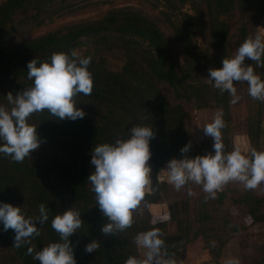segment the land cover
I'll return each mask as SVG.
<instances>
[{"label": "trees", "instance_id": "trees-1", "mask_svg": "<svg viewBox=\"0 0 264 264\" xmlns=\"http://www.w3.org/2000/svg\"><path fill=\"white\" fill-rule=\"evenodd\" d=\"M78 3L0 0V104L8 107L5 95L9 91L15 95L31 86L27 62L33 57L47 60L53 52L61 51L91 57L88 70L93 80L91 95L74 97L86 113L83 119L59 120L46 110L33 113L28 121L37 125L41 140L38 149L19 163L0 154V201L20 205L26 218H37L41 203L50 210L48 221L37 225L39 235L30 237L29 243L19 248L12 246L14 232L3 231L0 226V264H39L27 248L39 250L60 240L51 220L67 207L81 212L83 221L69 238L76 264H124L129 256L140 257L134 238L154 227L160 230L168 257L175 264H180L185 247L199 238L219 256L234 234L248 226L264 224V193L245 188L229 190L231 194L219 190L215 199L206 200L200 186L192 195L187 192L184 198L167 204V220L144 216L141 210L163 201L167 183L159 181L158 173L166 169L167 160L181 155L183 145L191 141L189 156L212 151L209 142L194 141L191 114L182 101L197 109L222 111L224 151L233 150L231 96L213 86L208 69L220 67L223 57L234 55L245 38L256 34L264 17V0H160L155 16L128 6L115 7L98 18L16 40L24 26L30 29L74 14L80 9ZM85 45L91 50L78 53ZM109 53L119 56V67L110 66L105 56ZM244 63L255 67V62L247 58ZM255 71L264 79V67ZM164 84L172 90L173 101L164 95ZM245 85L248 108L242 125L244 133L252 148L264 150V102L250 97ZM133 124L152 127L155 133L150 140L149 191L133 210L131 226L116 236H105L100 227L106 218L95 205V194L87 180L90 150L98 143L125 137ZM190 186L191 182L184 188L188 190ZM230 205L244 210L243 220L229 212ZM213 206L221 214L217 226L211 224ZM153 220L157 222L153 224ZM170 226H174L172 231L168 230ZM92 239H97L100 246L87 253L84 246ZM246 264H264V250Z\"/></svg>", "mask_w": 264, "mask_h": 264}, {"label": "clouds", "instance_id": "clouds-1", "mask_svg": "<svg viewBox=\"0 0 264 264\" xmlns=\"http://www.w3.org/2000/svg\"><path fill=\"white\" fill-rule=\"evenodd\" d=\"M245 58L255 62L245 64ZM91 57L80 56L76 52H53L47 60L33 57L27 62V78L31 86L15 95L8 92L5 97L8 107L0 104V154L14 162H23L30 153L38 149L41 140L37 125L28 118L37 112L47 111L59 119H83L86 113L77 106L74 97L78 94L89 96L93 90V80L88 66ZM264 67V34L257 33L245 38L234 55L222 58L221 66L208 69V79L221 93L228 92L230 103L240 99L235 82L248 86V95L264 102V79L255 71ZM225 127L222 111H217L213 119L202 129L204 135L212 138V151L189 156L191 141L180 148L181 155L165 162L167 180L176 190L187 184L201 185L205 199H215L217 191L229 182H239L245 189H255L264 183V150L250 149L242 152L239 147L225 152L221 129ZM155 133L152 127L133 124L127 128L125 137H117L114 142L93 145L90 150L91 170L87 180L95 194V205L105 222L100 232L113 236L124 231L133 223L132 212L145 196V188L150 183L152 172L148 161L151 157L150 140ZM188 195H192L189 188ZM39 216L26 218L20 205L0 201V226L3 231L14 232L13 247L19 248L29 243V238L39 235L37 225L48 221L45 203L38 206ZM160 221L168 217H160ZM157 221L153 220L155 224ZM83 221L81 212L67 207L51 220V227L60 240L44 245L39 250L27 248L39 264H76L70 237L78 232ZM135 243L145 249L142 258L129 256L124 264H175L168 257L165 241L158 228H152L136 235ZM215 246V242H211ZM97 239L84 246V251L92 253L99 248ZM223 264H240L237 257L224 258Z\"/></svg>", "mask_w": 264, "mask_h": 264}, {"label": "rangeland", "instance_id": "rangeland-1", "mask_svg": "<svg viewBox=\"0 0 264 264\" xmlns=\"http://www.w3.org/2000/svg\"><path fill=\"white\" fill-rule=\"evenodd\" d=\"M79 2L77 4L80 9L71 15H64L54 18L51 22H46L41 26L32 27L28 29L23 27V29L18 32V37L16 40H22L27 38L36 37L48 31L66 26L71 23H75L83 20H90L100 17L103 12L110 8L128 6L150 16H155L158 13V6L160 5V0H75ZM186 9H188L186 7ZM25 20V19H24ZM25 24V22H24ZM165 32L169 34V30L166 28ZM264 34V17L260 21L256 34ZM91 50L88 45L83 46L78 53ZM108 62L112 68H117L121 65V60L116 54L109 53L105 55ZM235 87L237 89V94L240 99L237 103H232V142L234 147H239L242 152H249L252 149L247 136L244 133L243 122L247 115L248 99L246 85L244 82H235ZM162 91L164 95L173 101L172 90L167 85H162ZM181 103L190 111L191 123L190 130L194 141L197 144H202L205 142L213 143L212 138L204 135L202 127L210 122L218 109L207 108V109H197L193 105L182 101ZM159 181L166 182L167 188L163 192V201L156 205H146L143 206L141 213L146 215H152L155 220H160V217H164L167 211V204L169 202L178 201L187 195V189L181 188L176 190L175 187L169 183L167 180V169H162L158 173ZM201 185L191 183L190 189L192 194L200 189ZM243 185L239 182H229L222 186L220 190H224L226 194H231L229 190L241 191ZM145 191H149V184L146 186ZM254 191L257 193H264V185L257 186ZM229 212L236 218L243 220L245 217L244 210H240L236 207L230 205ZM134 215V212H132ZM211 224L217 226L221 223V214L217 207L213 206L210 209ZM174 226L168 228L172 231ZM264 250V224H256L248 226L245 230L234 234L223 246L222 252L219 256H216L212 250V247H207L201 238L189 244L182 251L179 257L180 264H223V260L226 257L234 256L240 261V264H246V261L254 255L260 254ZM140 257L142 258L144 252L143 248H139Z\"/></svg>", "mask_w": 264, "mask_h": 264}]
</instances>
